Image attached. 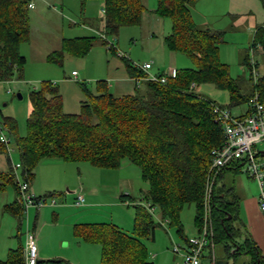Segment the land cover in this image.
Segmentation results:
<instances>
[{
	"label": "trees",
	"instance_id": "1",
	"mask_svg": "<svg viewBox=\"0 0 264 264\" xmlns=\"http://www.w3.org/2000/svg\"><path fill=\"white\" fill-rule=\"evenodd\" d=\"M41 2L55 8L51 0H0V80H10L15 72L22 76L25 56L19 52L21 42L29 40L27 4ZM89 0H81V6ZM197 0H156L152 12L170 19V31L164 36L166 47L187 55L193 66L176 68L164 83L140 79V84L122 94L112 93L107 81H96V91L84 82L80 86L84 98L78 112L63 110L62 94L49 80L42 81L29 93L30 112L26 119V133L17 134L16 121L3 119V126L14 134L19 161L16 168L10 158L8 140H0V156L4 167L0 169V196L11 186L16 195L19 184L16 176L21 170L23 179L30 184L35 167L43 158L63 161L89 162L101 168H118L126 158L140 168L142 178L148 183L144 198L151 207L158 209L163 221L183 234L180 212L185 204L195 206L194 224L200 229L203 220L209 171L210 150L223 141L220 125L214 120L211 105L214 100L196 92L195 86L212 83L228 91L229 105L243 104L257 92L264 102V75L254 81L251 88L242 90V77H232L228 64L219 56V43L224 31L209 26L199 27L192 17ZM101 30L96 35L62 37L57 49L46 54L49 62L62 64L64 53L76 57L86 55L97 39L115 53L106 37H115L123 26L138 25L143 15L151 12L142 0H100ZM264 9V0H260ZM32 7V8H34ZM92 25H90L91 27ZM89 27V26H88ZM92 28V27H91ZM264 50V28L256 27L248 49L255 44ZM120 55V53H119ZM248 52L242 63L251 67ZM128 76H144L145 72L131 62L126 54L120 55ZM257 66V61L256 64ZM162 72L158 73L161 74ZM72 76H75L72 74ZM252 76V75H251ZM5 129V131H6ZM258 155L264 153L257 151ZM240 171L238 165L220 168L212 177L210 196V223L215 239L223 243L225 256L216 257L214 264H233L237 254L248 259L240 264H264V254L244 230L239 218L238 196L227 193L223 185L216 192V182L222 172ZM21 179V180H23ZM230 195V196H229ZM35 197H41L35 196ZM121 202H133V230L127 232L112 222L76 223L74 236L101 246L100 264H153L142 238L154 237L156 223L152 214L128 193L119 195ZM3 211L15 217L22 213L17 198L3 204ZM229 215V216H228ZM238 222V224H236ZM240 226V227H239ZM241 240V241H240ZM62 259L37 260L36 264L60 263ZM0 264H24L23 246L8 249Z\"/></svg>",
	"mask_w": 264,
	"mask_h": 264
},
{
	"label": "rangeland",
	"instance_id": "2",
	"mask_svg": "<svg viewBox=\"0 0 264 264\" xmlns=\"http://www.w3.org/2000/svg\"><path fill=\"white\" fill-rule=\"evenodd\" d=\"M51 1L55 8L37 2L34 8L28 9L29 40L21 42L19 45V52L26 59L21 72L22 76L19 77V72L16 71L10 80H0V124H3L5 117L14 119L17 124V134L20 136L26 133V119L31 108L29 93L33 88H38L42 81L49 80L58 87V91L63 96L65 112H78L80 101L84 98L80 82H84L93 92L96 91V81L98 80L107 81V85H110L108 88L112 93L119 94L123 91L118 79L124 77L126 71L119 53L126 54L131 62L137 64L151 61L152 70L150 69V71L152 73L166 72L172 66L174 68L193 66V62L187 55L171 51L163 44L162 37L170 31V19L158 17L153 12H148V18L142 20L140 24L123 26L115 37H106L109 44L112 43L115 48V53L107 49L97 39L84 56L76 57L65 52L62 64L49 62L46 60V54L59 47L62 37L97 36V29L101 30L100 19L102 18L100 0H89L84 6H81V0ZM142 1L151 10L156 7V0ZM255 1L260 2L259 0ZM193 18L199 27L209 25L224 31L223 41L219 43L220 60L228 64L232 77L241 76L244 78L240 82L241 87L242 90L248 91L250 82L246 79L252 77V74L248 67L242 63V57L246 49L249 53L250 33L242 31L239 23L231 21L228 16L222 13H213L204 8H196L193 11ZM260 52V48H255L254 59L256 61H258ZM72 71H75L77 75L72 76ZM195 90L219 105H229V94L226 89L218 88L212 83H202L198 89L195 87ZM243 109L244 103L231 108L235 115L240 114ZM5 132L10 138L8 148L11 161L15 164L19 161L15 137L8 129ZM256 148L257 151H264V141L258 142ZM258 158L264 160L263 155H259ZM3 161L1 156L0 169L4 167ZM83 163H71L68 166L70 173L65 174V180L62 179L64 175L61 176L60 183L62 184L63 181L65 183L60 189H45L43 187H46V184L38 188L31 184L30 187L34 195L44 196L54 193L57 204L54 207L46 204L42 219L44 222L56 223L53 226H45L41 236L42 241L37 235L36 243L37 247L39 241L40 244L42 242L43 245L50 246L48 250L52 255L45 258H63L65 259L64 264H100L101 252L95 256L91 248L81 249L78 247L77 242L82 239L74 236V224L112 222L123 230L132 232L134 209L131 204L133 202H128L129 206L121 202L118 199L120 193H128L135 199V202L146 207L149 205V202L144 198L148 183L142 178L137 165L124 158L118 168H103L100 170L102 174L95 177L93 173L84 170L85 165L87 167L92 165L85 161ZM223 173L225 172H222L216 182V192L219 186L223 185L225 191L231 193L229 187L232 186V191L235 190L234 193L242 196L241 190L238 188L240 181L242 184L250 186L251 189H256L258 186L255 179L248 177L241 168L235 173H226V176H223ZM18 174L20 179H23L21 170H18ZM86 177L98 180L86 182ZM86 183L91 188L98 186L101 191L99 194L102 196L94 197L95 200L92 202L87 201L83 190V184ZM78 190L85 199L82 207L73 205V196L75 197ZM58 192L60 194H57ZM15 197V191L11 186L0 196V260H4L8 249L17 247L19 242L24 247L25 232L27 229H33L36 221L37 207L35 205H30L26 209L22 223L9 213L2 214L3 204L11 202ZM59 206L63 208H60L61 210L56 208ZM151 214L156 223L154 238H142L149 252V258L153 260L154 264H182V255L174 253L172 248L180 246L184 250L186 239L198 235V229L194 224V204H185L180 212V220L183 225L182 235L177 233L176 228L162 220L157 208ZM212 252L218 258L224 257L226 253L223 243L215 239ZM204 256L201 264H212L206 251ZM225 257L229 258V263H232L233 256ZM247 259V255L237 254L233 264H240Z\"/></svg>",
	"mask_w": 264,
	"mask_h": 264
},
{
	"label": "built area",
	"instance_id": "3",
	"mask_svg": "<svg viewBox=\"0 0 264 264\" xmlns=\"http://www.w3.org/2000/svg\"><path fill=\"white\" fill-rule=\"evenodd\" d=\"M28 8L34 7V2L29 1ZM255 48L261 46L257 43L249 48V64L251 74L255 81L259 76L256 69V60L254 59ZM123 53H120L122 55ZM137 67L145 72L144 76L131 77L136 85L140 84V79H149L164 83L167 76L174 75V70L162 72L161 74L152 73L150 71L151 61L142 64L135 63ZM75 75L76 72L72 71ZM247 110L243 114L235 115L227 106L213 103L211 105L214 120L220 125L223 132V141L219 146H215L210 150L209 171L212 177L217 171L227 165H238L248 177L256 180L258 185L257 206L261 214L264 216V160L258 158L256 145L258 142L264 141V102L259 94L254 92L246 101ZM5 127L0 124V140L7 141L8 136ZM18 164L14 165L16 168ZM207 183L205 203L203 206V220L198 235L186 239V247L183 250L180 246H174L172 251L182 255V264H200L201 258L207 252L210 261L214 264L213 250V232L209 219L210 215V196L212 192L213 180ZM19 184L18 201L23 207V211L30 205L41 207L43 205L56 204L54 196L35 197L30 189L27 180H21L16 176ZM84 200L80 191L75 195L74 204H81ZM146 207V206H145ZM150 213H153L154 207L150 204L146 207ZM24 264H36L37 244L36 236L33 230L27 229L25 232V244L23 247Z\"/></svg>",
	"mask_w": 264,
	"mask_h": 264
},
{
	"label": "crops",
	"instance_id": "4",
	"mask_svg": "<svg viewBox=\"0 0 264 264\" xmlns=\"http://www.w3.org/2000/svg\"><path fill=\"white\" fill-rule=\"evenodd\" d=\"M259 3H260V5H259ZM259 3L255 0H197L194 7L192 8V17H193V11L196 10V8L197 9L204 8L205 10H209L210 12H213V13H222L225 16H228V18H230L231 21H236L237 23H239V26L241 27L242 31L245 30L248 33H250V35H251L250 41H251L252 36H253V32L255 31L256 27L262 26L264 28V9H263L262 3L261 2H259ZM207 4H208V6H207ZM147 8L149 9V7H147ZM149 10L152 12L151 9H149ZM148 16H149L148 12L145 13L143 15L142 20L147 19ZM193 20H194V18H193ZM204 26H209V25H204ZM209 27L213 28L212 26H209ZM214 29H216V28H214ZM164 36L162 37V41H163ZM163 44H164V41H163ZM260 51H261V49H260ZM246 53H247V49H246L244 55ZM244 55H243V57H244ZM258 57L259 58H258L256 67H257V71H258L259 75L262 76V75H264V50H262L260 52V55ZM150 69L152 70V62H151ZM175 69L176 68H174L172 66V67H169V69L167 71L170 72V71L174 70V72H175ZM76 75H77V73L75 74V76ZM243 80H244V78H243ZM246 80H248L250 82L249 78ZM118 82H120V86L123 89V91H121L119 94H122L123 92L130 91L132 86H134V84H133L131 78L128 76L127 72H126L124 77H121L118 79ZM108 86H110V85H108ZM199 86L200 85L195 86L196 89H198ZM250 88H251V84L248 86L247 92L250 91ZM62 99H63V96H62ZM236 106H238V105H236ZM246 110H247V106H246V102H244V109L240 111V114H243L244 112H246ZM258 157H259V155H258ZM83 162L84 161H81V162L63 161V160H61L59 158H55V157L54 158L53 157L43 158L38 162L37 166L35 167V176H34L33 180H31V182H30V187H31V184L34 185L36 188H38L39 186L43 187L46 184V187H43L45 189H54V190L60 189L63 186V183H65L64 181L62 182V184L60 183L61 176L64 175L62 177V179L65 180V178H66L65 174L67 172L70 173V167H68V166H70L71 163L84 164ZM0 163H1V156H0ZM3 164L5 165L4 161H3ZM84 170L87 172L93 173L94 174L93 176L97 177L99 174H102V173H100L101 172L100 170H103V168L97 167L94 165H92L91 167H87V165H85ZM229 172H231V171L227 170L225 173H223V176H226V173H229ZM85 180H86V182H94L95 180H98V179H94L92 177H90V178L86 177ZM238 188L241 190V193H242L241 194L242 196L237 195L238 196V202H239L238 203L239 218H240L241 223L244 227V230L250 235V237L253 239V241L256 243V245L260 248L261 252L264 254V216L261 214V212L259 211L258 206H257L258 186L256 187V189H251L250 186H248L246 184H242V181H240ZM83 190L85 191L86 198L88 199L87 201H89V202L94 201L95 200L94 197H96V196H99V195L102 196V194H99V193H101V191H100L98 186L91 188V186L88 183H86V184H83ZM78 191H80V190H78ZM57 194H60V192H58ZM15 195H16V192H15ZM35 196H39V195H35ZM44 196H54V193H50V194L44 195ZM15 198H17V195ZM73 198H74L73 199V205L75 207H82L84 205L85 199L83 200V202L81 204H74L75 197L73 196ZM118 199H119V197H118ZM123 203H126V205H128L127 202H123ZM54 205L55 204H53L51 206L54 207ZM45 206H47V205L36 208L37 209L36 213H35L36 221L33 225V229H31L34 231L36 237H37V235H39L38 237H39L40 241H42L41 236H42V232H43L44 227L47 225L53 226L56 223V222H52V223L44 222V220L42 219V215L45 212L44 210L46 209ZM56 208L60 209L63 207L59 206ZM24 212L25 211H23V209H22V213L20 214V216L16 217L20 220V223H22ZM4 213H6V212H4L2 209V214H4ZM40 241H39L38 247H37L38 260H47L49 258H45V257H49L50 255H52L48 250V248H50V246L47 245V242H46L47 246L43 245L42 242L40 244ZM77 243H78V247H80L81 249L91 248V250L95 254V256L97 254H99V252H101L100 245L97 242H88V241H84V240H79V242H77ZM241 255H246V254H241ZM91 256H92V253H91ZM204 257L205 256H203L201 258V261L204 259ZM244 257H246V256H244ZM53 258L56 259V257H53ZM61 259H62V262H60V263H44V264H64L65 259H63V258H61ZM153 264H154V262H153Z\"/></svg>",
	"mask_w": 264,
	"mask_h": 264
},
{
	"label": "water",
	"instance_id": "5",
	"mask_svg": "<svg viewBox=\"0 0 264 264\" xmlns=\"http://www.w3.org/2000/svg\"><path fill=\"white\" fill-rule=\"evenodd\" d=\"M262 153H264V151H261ZM229 216V215H228Z\"/></svg>",
	"mask_w": 264,
	"mask_h": 264
}]
</instances>
